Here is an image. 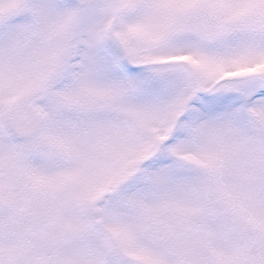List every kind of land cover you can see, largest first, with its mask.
I'll use <instances>...</instances> for the list:
<instances>
[{"label":"snow or ice","instance_id":"obj_1","mask_svg":"<svg viewBox=\"0 0 264 264\" xmlns=\"http://www.w3.org/2000/svg\"><path fill=\"white\" fill-rule=\"evenodd\" d=\"M0 264H264V0H0Z\"/></svg>","mask_w":264,"mask_h":264}]
</instances>
